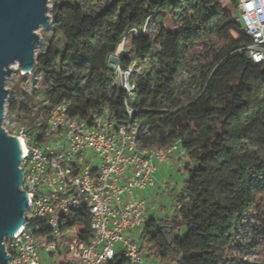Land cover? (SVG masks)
<instances>
[{
    "label": "trees",
    "instance_id": "trees-1",
    "mask_svg": "<svg viewBox=\"0 0 264 264\" xmlns=\"http://www.w3.org/2000/svg\"><path fill=\"white\" fill-rule=\"evenodd\" d=\"M223 1L56 2L53 38L33 71L51 106L138 124L144 148L180 142L185 176L174 213L148 218L138 238L143 258L161 264H240L264 246V66L241 52L251 39ZM122 46L123 69L148 63L135 72L133 96L114 84V68L92 60ZM17 110L11 100L8 111ZM170 123L160 144L159 128ZM110 264H126L124 254Z\"/></svg>",
    "mask_w": 264,
    "mask_h": 264
},
{
    "label": "built area",
    "instance_id": "built-area-1",
    "mask_svg": "<svg viewBox=\"0 0 264 264\" xmlns=\"http://www.w3.org/2000/svg\"><path fill=\"white\" fill-rule=\"evenodd\" d=\"M235 2L236 22L251 39L241 52L264 66V0ZM121 49L112 81L133 96L135 64L121 67ZM70 109L50 105L38 126L11 135L21 139V189L31 199L23 229L5 240L8 263L110 264L123 253L126 264H145L135 235L147 220L141 194L157 187L159 164L181 152L180 142L144 148L138 124L120 126L107 110L83 119Z\"/></svg>",
    "mask_w": 264,
    "mask_h": 264
},
{
    "label": "water",
    "instance_id": "water-1",
    "mask_svg": "<svg viewBox=\"0 0 264 264\" xmlns=\"http://www.w3.org/2000/svg\"><path fill=\"white\" fill-rule=\"evenodd\" d=\"M48 0H0V264H9L5 240L24 227L31 195L22 189V143L2 127L9 92L7 78L18 65L25 74L36 67L37 30L51 26Z\"/></svg>",
    "mask_w": 264,
    "mask_h": 264
},
{
    "label": "rangeland",
    "instance_id": "rangeland-1",
    "mask_svg": "<svg viewBox=\"0 0 264 264\" xmlns=\"http://www.w3.org/2000/svg\"><path fill=\"white\" fill-rule=\"evenodd\" d=\"M48 1L50 7L49 13L51 16V11L54 4L56 2L66 0ZM223 7L233 16L237 15V9L230 5L229 0L223 1ZM167 26L170 25L167 24ZM37 35L40 36V40L36 48V59L40 54L44 53L47 50L49 43L53 38L52 19L51 26L47 29L37 30ZM121 48L120 49L122 52L124 46H122ZM129 49L130 47L126 45L124 51L129 52ZM119 50L116 54V57H107L104 54H96L95 56H93L92 60H94L95 64H97L101 68H113L115 64L119 63ZM134 64V71L136 72V76H140L148 70L147 62H134ZM13 69L14 72L9 78H7L5 85V88L9 92V96L5 107L4 120L2 122V127L10 136L13 135L18 129L25 128L27 130H32L33 128L38 126L45 117V113H42V111L44 110V108L50 106V101L45 93V89L42 83L41 74L33 72L31 74H25L22 70L19 69L17 64L13 66ZM11 100H14L18 106V110L15 113H11L10 111H8V106ZM24 108H27L28 111H26L27 109L25 110ZM170 126L171 123L161 124L158 136L160 144H165L167 142L165 135ZM171 161L177 163L178 159L172 157ZM158 169L159 172L157 173V187L141 194V197L146 199L147 202V219L151 216L164 217L165 215H173V191H178L182 185L183 178L180 172L174 170L171 171L170 169L165 171L162 170L161 167H159ZM140 234V231L135 233L138 238ZM50 263L58 264V258L53 257ZM144 263L161 264L158 261H152L146 257L144 258ZM240 264H264V246L262 245L261 247H259L258 252L247 255L246 257L241 259Z\"/></svg>",
    "mask_w": 264,
    "mask_h": 264
},
{
    "label": "crops",
    "instance_id": "crops-1",
    "mask_svg": "<svg viewBox=\"0 0 264 264\" xmlns=\"http://www.w3.org/2000/svg\"><path fill=\"white\" fill-rule=\"evenodd\" d=\"M181 153H177L175 154L174 158L178 159V162H172L170 161L169 163H166V164H159V167H161L162 170H174V171H177V172H180L182 178H184L185 176V173L183 171H181V165H182V161H184V156L182 155ZM158 172H159V169H158ZM157 172V173H158ZM156 178H158V176H156Z\"/></svg>",
    "mask_w": 264,
    "mask_h": 264
}]
</instances>
